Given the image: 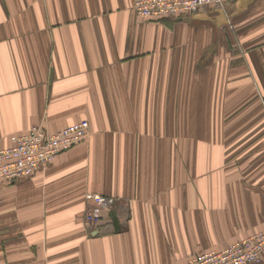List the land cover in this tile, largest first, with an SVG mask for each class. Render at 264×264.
<instances>
[{
    "label": "crops",
    "instance_id": "crops-1",
    "mask_svg": "<svg viewBox=\"0 0 264 264\" xmlns=\"http://www.w3.org/2000/svg\"><path fill=\"white\" fill-rule=\"evenodd\" d=\"M88 121L0 185V264H182L264 231V0H0V150ZM88 194L115 199L89 230ZM259 264H264V255Z\"/></svg>",
    "mask_w": 264,
    "mask_h": 264
},
{
    "label": "built area",
    "instance_id": "built-area-1",
    "mask_svg": "<svg viewBox=\"0 0 264 264\" xmlns=\"http://www.w3.org/2000/svg\"><path fill=\"white\" fill-rule=\"evenodd\" d=\"M226 0H134V10L143 19L180 18L204 8L224 7ZM89 122L51 133L47 127H33L25 134L11 138L12 145L0 150V185L16 184L47 169L58 156L87 141ZM89 206L84 222L89 230H97L103 222V212L111 210L115 199L88 194ZM264 255V231L236 242L220 251H211L189 258L182 264H259Z\"/></svg>",
    "mask_w": 264,
    "mask_h": 264
},
{
    "label": "rangeland",
    "instance_id": "rangeland-1",
    "mask_svg": "<svg viewBox=\"0 0 264 264\" xmlns=\"http://www.w3.org/2000/svg\"><path fill=\"white\" fill-rule=\"evenodd\" d=\"M86 142V141H85ZM85 142H83V143H81V144H79V145H77V146H75V147H73L72 149H70V150H73L74 148H76V147H78V146H80V145H82V144H84ZM69 150V151H70ZM250 237V236H249ZM235 244V243H234Z\"/></svg>",
    "mask_w": 264,
    "mask_h": 264
}]
</instances>
